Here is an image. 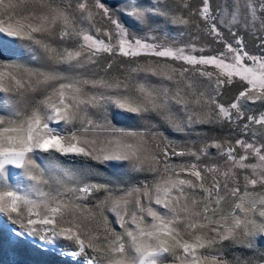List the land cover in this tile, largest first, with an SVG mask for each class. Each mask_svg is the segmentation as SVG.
Wrapping results in <instances>:
<instances>
[{"label":"snow or ice","instance_id":"6c2138e0","mask_svg":"<svg viewBox=\"0 0 264 264\" xmlns=\"http://www.w3.org/2000/svg\"><path fill=\"white\" fill-rule=\"evenodd\" d=\"M4 245L264 264V0H0Z\"/></svg>","mask_w":264,"mask_h":264},{"label":"rangeland","instance_id":"374dc122","mask_svg":"<svg viewBox=\"0 0 264 264\" xmlns=\"http://www.w3.org/2000/svg\"><path fill=\"white\" fill-rule=\"evenodd\" d=\"M173 138H181L180 134H171ZM0 261H3V264H48L49 258L38 253L21 250L18 253L11 252L6 245L0 247Z\"/></svg>","mask_w":264,"mask_h":264}]
</instances>
